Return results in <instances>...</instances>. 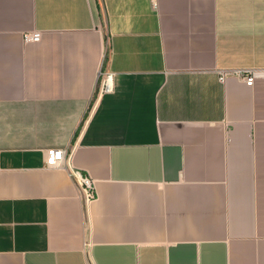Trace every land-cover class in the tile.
<instances>
[{
  "label": "crops",
  "instance_id": "obj_1",
  "mask_svg": "<svg viewBox=\"0 0 264 264\" xmlns=\"http://www.w3.org/2000/svg\"><path fill=\"white\" fill-rule=\"evenodd\" d=\"M244 67L264 0H0V264H264V79L218 73Z\"/></svg>",
  "mask_w": 264,
  "mask_h": 264
},
{
  "label": "built area",
  "instance_id": "obj_2",
  "mask_svg": "<svg viewBox=\"0 0 264 264\" xmlns=\"http://www.w3.org/2000/svg\"><path fill=\"white\" fill-rule=\"evenodd\" d=\"M156 5L157 0H152ZM40 31L26 33V40H39ZM219 79L223 82L228 76H234L248 85H253L257 79H264V67H244L218 70ZM99 93L112 89V73L104 72L99 80ZM46 165L48 167L63 168L75 181L80 189L81 196L86 204L96 197L95 180L90 174L72 165V153L68 148H48L46 150Z\"/></svg>",
  "mask_w": 264,
  "mask_h": 264
}]
</instances>
